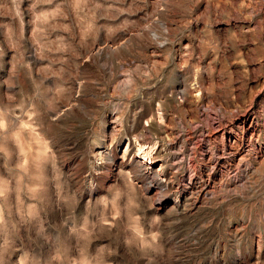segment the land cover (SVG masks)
Segmentation results:
<instances>
[{"label":"rangeland","instance_id":"obj_1","mask_svg":"<svg viewBox=\"0 0 264 264\" xmlns=\"http://www.w3.org/2000/svg\"><path fill=\"white\" fill-rule=\"evenodd\" d=\"M0 264H264V0H0Z\"/></svg>","mask_w":264,"mask_h":264},{"label":"bare ground","instance_id":"obj_2","mask_svg":"<svg viewBox=\"0 0 264 264\" xmlns=\"http://www.w3.org/2000/svg\"><path fill=\"white\" fill-rule=\"evenodd\" d=\"M247 115V114H246ZM224 121V120H223ZM246 124H247V120H246V116L245 115H243L242 116V127H244V128H246L245 126H246ZM236 132V131H235ZM147 147V146H146ZM139 150L140 151H145V146L144 145H139ZM161 150V149H160ZM237 152V151H236ZM235 152V153H236ZM143 153V152H142ZM232 153V152H231ZM148 154H149V152H148ZM158 154V153H157ZM157 154H155L154 153V155H150L149 156V160H152L151 161V163H153V164H159V160L157 159ZM237 154H240V152L238 151L236 154H235V156L237 155ZM243 155V154H242ZM160 156V155H159ZM147 157H148V155H147ZM143 159H146V157H143ZM244 161H245V159H244ZM161 166V165H160ZM163 166V165H162Z\"/></svg>","mask_w":264,"mask_h":264}]
</instances>
